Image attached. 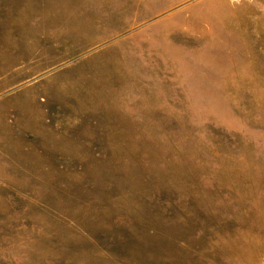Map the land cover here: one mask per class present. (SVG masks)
<instances>
[{
  "label": "rangeland",
  "instance_id": "rangeland-1",
  "mask_svg": "<svg viewBox=\"0 0 264 264\" xmlns=\"http://www.w3.org/2000/svg\"><path fill=\"white\" fill-rule=\"evenodd\" d=\"M174 2L0 0V264H264V0Z\"/></svg>",
  "mask_w": 264,
  "mask_h": 264
},
{
  "label": "crops",
  "instance_id": "crops-1",
  "mask_svg": "<svg viewBox=\"0 0 264 264\" xmlns=\"http://www.w3.org/2000/svg\"><path fill=\"white\" fill-rule=\"evenodd\" d=\"M47 1L52 2L50 11L54 10L55 14L62 17L64 24H72L71 21H75L73 23L75 24L77 21H81L86 25L88 31L99 32L97 34L103 36H109L116 31L126 32L140 28L142 24L166 12L175 4L174 0H129L128 3L126 1L125 6L119 5V0H41V8L46 9ZM109 5H115L116 8L108 10V12H96L94 14L81 12L83 10L87 11L89 7H92L91 9L93 7L101 9ZM73 9H80L81 13L75 15L72 13ZM45 11L43 10V16ZM50 11L49 14L52 13ZM42 20H45V17ZM51 21H55L54 17L51 18ZM57 23L60 22L57 20ZM67 28L69 29L70 26ZM59 31H63L62 23ZM51 37L54 38V34ZM72 42L74 41L71 40L69 46L74 45Z\"/></svg>",
  "mask_w": 264,
  "mask_h": 264
}]
</instances>
